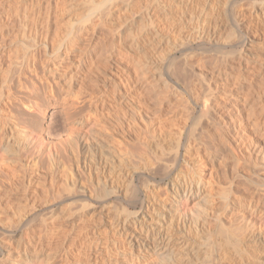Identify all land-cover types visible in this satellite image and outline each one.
<instances>
[{"label": "rangeland", "instance_id": "1", "mask_svg": "<svg viewBox=\"0 0 264 264\" xmlns=\"http://www.w3.org/2000/svg\"><path fill=\"white\" fill-rule=\"evenodd\" d=\"M197 1L0 0V264L41 234L32 264L115 263L119 217L174 235L130 264H264V0L215 1L198 25ZM211 18L219 48L196 35ZM45 23L50 52L89 33L36 74Z\"/></svg>", "mask_w": 264, "mask_h": 264}, {"label": "bare ground", "instance_id": "2", "mask_svg": "<svg viewBox=\"0 0 264 264\" xmlns=\"http://www.w3.org/2000/svg\"><path fill=\"white\" fill-rule=\"evenodd\" d=\"M195 1L196 0H186L187 3L186 2L185 3L190 7L189 10H191V8L193 10V8L196 7L195 4L198 3V1L197 2H195ZM215 1H220L221 2L222 0H206V3H205V5L203 4L204 7L202 9L198 8V10L195 11L198 6L195 8V10H194L195 13L194 14L196 15V23H197V25L200 24L201 22H203V20L205 19V17H206L205 16L206 15L205 12H206V7L207 6H211L212 9L216 7L215 6L216 5ZM234 4H237V3L234 2ZM261 4L262 3H260V5ZM216 12H218V11H216ZM217 15L218 14H216L215 17H217ZM100 17H102V16H100ZM209 20L210 21H208V22L204 21V23L201 26V28L196 32V35L199 36L205 43L214 44V46L218 45V48H219V46L222 44L221 43V38H220V35H222V33H223L222 25H220L218 22H216L217 20H213L212 18L209 19ZM235 22L238 23L237 18H235ZM34 24H35V22H34ZM88 30H89L88 27H86V28L81 27L78 30L77 36H79L81 34H84V35L88 34L89 33ZM29 34L31 36V42L28 44V48H30V50H32L31 51L32 54L31 53L29 54V57H28L29 59H28V62H27V66H29L32 69V71L34 73H36V74H37V71H36V68H35V66L37 64L36 61L39 60V58L41 56H43V55L46 56L49 53L54 54V55H58V60H60V59L62 60L59 63L57 61H53V64H54L55 67H59L61 65H64L63 61H65L69 57V54L71 53V49H72V44L74 43L75 39L77 38V36L75 35L76 33H73V32H67V34L65 33L66 35L63 36V39L67 40V43H65V45L59 44L57 49L53 48L52 49L53 51L50 52V51H48V48H50L49 41H50V37H51V30H50L49 23L48 24L45 23L44 27L42 25L41 29L38 30L35 33L33 31V28L31 27ZM88 42H91V39ZM34 49L38 50L37 55H36V53H33ZM51 54H49V55H51ZM81 57L82 56H80V58L76 62L77 67L80 65L79 62H80ZM48 62H49V60H43L42 61V64L44 65V67L48 64ZM68 66H71V64L68 63ZM22 71L23 70H21V69L18 70L19 73H22ZM72 79H73V75H71V77L69 78V83L72 82ZM208 107L210 109L214 110V108L216 106L214 107V105L211 103L210 105H208ZM28 108H32V105H29ZM245 140H243V141H245ZM86 145L87 144L85 143V147H86ZM204 183H205V179L203 177H201L199 179V181H198V186H194V183L191 184L190 186H186L185 185L184 188L175 189V194H176V196L178 198L183 197V199H185V200H187L189 198L190 194H191L192 197L193 196L194 197H198V196L200 197L203 194V192L206 190L205 188H202L203 186L201 187V185H204ZM192 186L195 187V188H191ZM203 189H205V190H203ZM191 196H190V199H191ZM127 222H128L127 219H123V218H120V217L118 219H116V221H115V228L117 229V233L121 237H125V242L122 243L123 245L122 246L116 245L115 247H117L118 250L122 249L123 247H127V246H131V247H127L126 248V251H125L126 253H125V255L123 257H120L119 256L120 253L117 250H115V252H116V254H115V258H116L115 259L116 260L115 263L108 262V263H105V264H120V263L130 264L134 260L136 252L140 253L141 251L146 249V245H144L145 241H146V243H150V246L152 248H156V247L162 246V248L166 247L165 250H167L168 245L171 244L173 239H174L173 238L174 235L173 234L170 235L169 234L170 232H165V231L163 232L162 230L156 231L155 229L152 230V231L148 230L146 235H145V237L142 235L144 238H141V237L138 236L139 234L136 232V229L135 228L131 229L129 227V225L127 224ZM42 232L43 231L40 230V233H42ZM131 232H132V234H131ZM135 232H136V235L134 234ZM40 233L38 235H40ZM47 235L48 236L49 235L53 236V233H49ZM37 238H38L37 239L38 242L34 243V246L29 251L27 249H25L24 253H22L23 251L21 249H18V255H25L24 262H26L27 264H32V262H33V260L31 258L30 259L32 261H29L30 259L28 260V257H30L31 255L35 254V258H38L40 254L41 255L45 254L44 251H46V249H45L46 246H45V243H43L42 234L40 236H37ZM234 247H237V245L234 244ZM135 250H137V251H135ZM108 251H110V250H108ZM87 253L86 254H87L88 258H91L92 256L96 255L95 256L96 260L92 264H101L100 260H97V259L99 257H101L104 254V252H98L94 248L92 250H89V252H87ZM172 255H177V254L174 251H172L171 252V256L169 257V259H171ZM179 260H181V258H173V260L170 262V264L172 262H178Z\"/></svg>", "mask_w": 264, "mask_h": 264}]
</instances>
